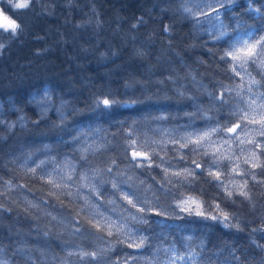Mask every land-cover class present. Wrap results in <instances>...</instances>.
<instances>
[{
    "label": "trees",
    "instance_id": "trees-1",
    "mask_svg": "<svg viewBox=\"0 0 264 264\" xmlns=\"http://www.w3.org/2000/svg\"><path fill=\"white\" fill-rule=\"evenodd\" d=\"M181 3L31 0L15 9L0 0L20 25L14 37L0 28L4 264H264V167L244 169L245 199L226 185V164L215 175L213 155L187 140L240 122L244 83L221 57L264 30V0L224 7L223 38ZM246 67L264 93V57ZM105 98L114 103L98 107ZM140 147L150 165L134 157ZM181 196L244 230L182 214L173 205ZM141 237L142 248L128 246Z\"/></svg>",
    "mask_w": 264,
    "mask_h": 264
},
{
    "label": "rangeland",
    "instance_id": "rangeland-1",
    "mask_svg": "<svg viewBox=\"0 0 264 264\" xmlns=\"http://www.w3.org/2000/svg\"><path fill=\"white\" fill-rule=\"evenodd\" d=\"M4 1L9 3V0ZM237 1L239 0H182L181 12L184 16L186 15L187 17L193 19L197 24H203L209 32L216 34L217 37L223 38L224 34L222 33L220 21L221 13L224 7H227ZM11 2L15 3L17 0H11ZM186 9L188 11H186ZM2 23H4L3 15H0V24ZM253 37H255V39L264 37V30L259 34L255 33L252 35H246L238 41L248 40L255 43V39H253ZM237 42L234 44L232 49L240 47V44ZM229 58L232 60L231 57ZM262 59L263 57H258V60ZM232 63L233 66L236 67V72H239L240 79H242V82L244 83V86L237 91L243 103L241 106L239 105L237 107L240 113V122L238 123L240 127L236 128L237 124L226 129L209 127L201 132L195 133L194 135H190V138L187 140H192L194 143L199 140L198 145H201L207 152H209V154L211 153L213 155L215 163L213 164V168H210L209 170L215 175L220 174V163L224 162L226 165H223V167L226 166L228 174L231 175V180L229 183H226V185L232 190L237 189L238 191H243V185L240 179L243 177L244 169H246V167L253 169V165H258L260 152L264 151V136L259 135L260 126L258 124L248 123V121L242 120L241 117L243 112L247 110L249 117L255 115L256 118L259 119L258 113L264 112V109L257 107V105L262 102L260 99H257V105L253 106V108L256 109L255 112H253L252 108H249L248 102L250 99H256L261 93L259 90L257 91L255 84H251L252 78L246 64L244 67H240L239 61L232 60ZM249 88H251V91H249ZM231 128H236V131H229ZM257 143L261 144L260 148L256 146ZM136 153H140L139 156H135L137 158V162L144 165H150L148 164L149 155L143 148L140 147ZM246 160L248 161L247 163H245ZM169 169L171 171L169 173L174 177L179 176L176 175V173L184 172V170H180L172 166H169ZM228 180L229 178H226V181ZM224 190L228 191L227 189ZM143 195L144 192L141 191L140 199ZM125 197H127L126 194ZM126 199L128 200V197ZM132 200H134L133 197ZM173 205L179 212L188 216L210 219L212 216H221L220 212L212 211L210 209L205 210L203 204L192 196H181L174 200ZM197 212H202L203 215H197ZM214 221L225 228L219 219ZM123 232L124 231H122V233ZM106 246H110L109 248H112L113 245L107 240ZM107 251H110V249Z\"/></svg>",
    "mask_w": 264,
    "mask_h": 264
},
{
    "label": "snow or ice",
    "instance_id": "snow-or-ice-1",
    "mask_svg": "<svg viewBox=\"0 0 264 264\" xmlns=\"http://www.w3.org/2000/svg\"><path fill=\"white\" fill-rule=\"evenodd\" d=\"M9 3H11L12 8L15 9H26L30 6L31 0H17V2L12 3L11 0H9ZM186 11H188L186 9ZM215 11V9H214ZM255 11H259L258 9H256ZM0 15H3L2 12H0ZM3 20L4 23L0 24V28H2L5 32H9L11 34V36H16L18 29H20V25H18L14 20H12L10 17H8L7 15H3ZM145 23V21L140 18L137 21V24H133L132 27L136 28L138 24H143ZM163 31L165 33L169 32L170 29L169 27H164ZM253 39H255V37H253ZM238 44H240V47L238 48H233L232 50L225 52L224 56L221 57V59H225L227 57H231V59L233 61H239L240 62V67H244L245 64H248L250 62L254 63L256 61V59L258 57H264V37H260L259 39H255V43H252L248 40H244V41H238ZM4 45L0 44V48H3ZM232 71H236V67L233 66ZM237 75H239V72L236 73ZM258 81L255 80H251V84H258ZM249 91H251V88H249ZM257 99H260L262 102L257 105ZM112 103H114V101H111L107 98L103 99V100H97L96 104L99 107L100 104H103V106L105 108L110 107L112 105ZM249 108H252L253 112L256 111L255 108H253L254 105H257V107L264 109V93L260 94V96H258L256 99H250V101L248 102ZM259 115V119L256 118L255 115L249 117L247 110H245L242 114L241 119L242 120H246L248 121V123L251 124H258L260 126V131H259V135L264 136V112H260L258 113ZM240 127L239 124L236 125V128ZM236 128H231L229 129V131L231 132H235ZM252 142V141H249ZM197 144H199V140L196 141ZM185 145H181V147H184ZM258 148L261 147L260 143H257L256 145ZM134 157L135 156H139L140 153H134L133 154ZM248 161L246 160L245 163H247ZM193 163H195V161H193ZM197 167H200L199 164H197ZM253 167H264L261 165H253ZM192 174V173H189ZM176 175H180V173H176ZM218 178V177H217ZM253 179H255V175L253 174ZM247 185V181H245V186ZM232 193H229V196H231ZM239 195L243 196L245 199H250L248 193L246 191H241L239 192ZM127 197H125L126 199ZM129 203H131V201H129ZM135 206V205H133ZM197 215H203L202 212H197ZM211 219L213 220H217L219 219L225 228H235L237 231H243L244 229L240 227L239 224H230L228 223L230 217L227 213H222L221 216H212ZM98 227V225H97ZM253 231H257V229H253ZM261 231H264V229H262ZM111 234V233H110ZM145 243V238L141 237L139 239L138 243H130L128 246L129 247H136V248H142L144 246ZM86 255H94V254H86ZM176 259H183V257H176ZM0 264H4L3 260H0ZM174 264V261H173Z\"/></svg>",
    "mask_w": 264,
    "mask_h": 264
},
{
    "label": "bare ground",
    "instance_id": "bare-ground-1",
    "mask_svg": "<svg viewBox=\"0 0 264 264\" xmlns=\"http://www.w3.org/2000/svg\"><path fill=\"white\" fill-rule=\"evenodd\" d=\"M32 164H33V163H32ZM159 164H160V163H159ZM159 164H158V165H159ZM159 166H160V165H159ZM167 168H168V167H167ZM163 169H164V168H163ZM170 169H171V168H170ZM170 169H168V170H170ZM168 173H169V172H168ZM110 245H111V244H110Z\"/></svg>",
    "mask_w": 264,
    "mask_h": 264
}]
</instances>
